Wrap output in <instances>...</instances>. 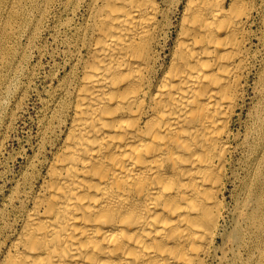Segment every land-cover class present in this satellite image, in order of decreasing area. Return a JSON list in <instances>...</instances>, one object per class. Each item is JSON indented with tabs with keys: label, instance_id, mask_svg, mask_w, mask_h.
Here are the masks:
<instances>
[{
	"label": "bare ground",
	"instance_id": "6f19581e",
	"mask_svg": "<svg viewBox=\"0 0 264 264\" xmlns=\"http://www.w3.org/2000/svg\"><path fill=\"white\" fill-rule=\"evenodd\" d=\"M33 2L14 4L64 15L66 71L10 180L0 264L263 263L264 0Z\"/></svg>",
	"mask_w": 264,
	"mask_h": 264
},
{
	"label": "rangeland",
	"instance_id": "374dc122",
	"mask_svg": "<svg viewBox=\"0 0 264 264\" xmlns=\"http://www.w3.org/2000/svg\"><path fill=\"white\" fill-rule=\"evenodd\" d=\"M33 1L35 7L44 8L43 0ZM14 3L15 0H2L0 3L4 13H7L8 5H14L12 11L18 12L20 16L18 20L9 21L7 36L0 40L6 52L0 55V230L4 227L5 198L12 187L11 181L17 179L24 170L26 156L33 154V146L36 145L39 134V121L44 114L45 100L48 99L52 88L57 86V79L63 77L66 71L63 54L65 46L61 43L64 34H57L58 29L62 32L61 23L64 22V15L61 18L58 14L56 2L47 6L48 9L46 8L43 13L47 14L46 16L38 15L36 18L33 17L36 13L32 5L18 6ZM5 16L9 17L7 14ZM23 18L28 20L26 24L22 23ZM77 18L75 20L80 22V17ZM77 21L75 23H78ZM35 25L39 30L32 37L30 31ZM251 79L254 80L253 77ZM252 98L253 93L250 89L241 122H236L234 127L241 133L245 130L248 114L251 107L253 108ZM243 158L241 152L235 155L233 171L240 176L245 173L244 163L241 161ZM236 185L227 186L228 205L232 204L230 191H233ZM241 256L244 258L247 256L244 250Z\"/></svg>",
	"mask_w": 264,
	"mask_h": 264
}]
</instances>
